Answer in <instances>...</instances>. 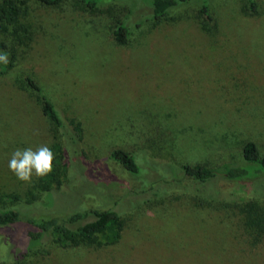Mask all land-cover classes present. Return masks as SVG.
I'll return each mask as SVG.
<instances>
[{
	"label": "rangeland",
	"instance_id": "374dc122",
	"mask_svg": "<svg viewBox=\"0 0 264 264\" xmlns=\"http://www.w3.org/2000/svg\"><path fill=\"white\" fill-rule=\"evenodd\" d=\"M257 2L252 15L244 0H210L211 23L194 3L162 21L130 2L95 13L72 2L29 4L23 21L30 39L18 46L11 70L0 68V207L21 220L0 226V261L264 264V237L253 243L239 210L251 198L264 204V176L249 193L220 178L197 184L181 169L236 163L246 141L264 154V0ZM124 19L130 39L119 45L113 29ZM23 74L39 81L63 120L83 127L84 155L70 158L67 188L50 195L42 176L23 181L8 167L16 149L49 147L54 138L35 97L15 84ZM115 148L135 156L139 174L110 158ZM167 180L174 185L168 194ZM212 190L219 199L207 201ZM105 208L124 220L117 243L64 248L46 241L28 251L29 218Z\"/></svg>",
	"mask_w": 264,
	"mask_h": 264
},
{
	"label": "trees",
	"instance_id": "16d2710c",
	"mask_svg": "<svg viewBox=\"0 0 264 264\" xmlns=\"http://www.w3.org/2000/svg\"><path fill=\"white\" fill-rule=\"evenodd\" d=\"M119 1L130 2L133 6L142 4L147 8L148 16L153 21L168 19L173 10L191 3L198 7L200 16L207 23L214 20L210 9V0H0V54L6 53L8 56L7 63L0 62L1 71L7 73L15 66L18 59V46L30 39V28L24 23L23 17L28 14L31 2L51 7L72 2L95 13L105 4L114 5L115 2ZM244 2V10L248 14L254 15L259 12L257 0H244ZM113 35L119 45L129 43L130 30L125 19L118 21L114 26ZM15 84L25 88L35 97L42 114L50 123L54 133L53 141L49 145L54 157L52 169L42 176L41 189L49 195L53 191L66 189L72 170L70 158L84 155L81 147L83 140L82 124L73 117L67 122L63 120L53 100L33 76L29 74L20 75ZM110 158L121 165L129 174H139L140 166L131 152L122 148H115L111 151ZM181 169L184 175L197 184H204L212 179L220 178L244 185L250 193L249 190L253 186V181L264 176V154L261 153L255 142L246 141L241 149V157L236 163H224L217 167L185 163L181 165ZM165 184L168 187L163 192L171 193L173 183L167 180ZM204 198L207 201H215L214 199H219L218 191L212 190ZM239 210L243 215L244 229L249 237L253 243L260 242L264 237V204L259 202L257 197L256 199L251 198V200L240 204ZM87 217H90L87 221L79 223L86 220ZM19 223L21 220L17 210L0 207V226L17 227ZM27 224L26 235L30 239L28 251L34 247L42 246L46 241L64 248L77 247L81 244L94 247L113 245L119 241L124 228V220L121 214L111 208L71 212L64 218L55 216L29 218ZM0 264L8 263L0 261Z\"/></svg>",
	"mask_w": 264,
	"mask_h": 264
},
{
	"label": "clouds",
	"instance_id": "9594fccd",
	"mask_svg": "<svg viewBox=\"0 0 264 264\" xmlns=\"http://www.w3.org/2000/svg\"><path fill=\"white\" fill-rule=\"evenodd\" d=\"M0 62L7 63V54H0ZM53 153L47 145L32 148L16 149L9 160V169L23 181H30L33 174L43 176L52 169Z\"/></svg>",
	"mask_w": 264,
	"mask_h": 264
}]
</instances>
